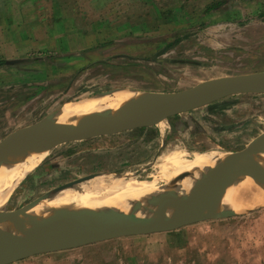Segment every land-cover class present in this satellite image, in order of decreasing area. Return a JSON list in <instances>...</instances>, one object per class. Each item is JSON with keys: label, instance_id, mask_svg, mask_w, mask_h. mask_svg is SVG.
<instances>
[{"label": "rangeland", "instance_id": "obj_1", "mask_svg": "<svg viewBox=\"0 0 264 264\" xmlns=\"http://www.w3.org/2000/svg\"><path fill=\"white\" fill-rule=\"evenodd\" d=\"M61 1L62 3L58 0H35L37 13L34 10L31 16L35 20L38 16L46 20L54 7L52 16H55L61 24L64 19L61 18L56 7L67 6L66 0ZM123 1L125 0H84L87 2L85 7L89 10L86 18L88 20L84 22V26L88 27L85 36L80 35V31L71 34L69 31L68 39L65 33L60 36L58 31L57 39L52 41L48 48L54 46L55 49H59V46L71 42L74 46L82 44L81 47L86 48L87 52L92 50L94 53H105L104 48L107 46L88 45L96 42L97 38L106 39L107 34H103L105 30V33L112 35L111 38L116 39L126 32V29H122L126 24L119 8ZM132 1L134 3L132 11L139 12L141 8L139 0ZM156 1L147 0L144 7L146 8L147 3H150L151 7ZM182 1L185 3L182 6L184 13L179 17L180 34L185 33L191 36V39L196 37L197 41L202 43V45H194L195 42L190 40L191 42L180 47L182 57L180 59H183L182 55L188 50L190 59L194 60L191 68L185 69L186 65L182 64V74L192 72L193 75L203 73L205 76L220 77L227 74L264 71V0H194L191 3L189 0ZM189 3L201 11L206 9L208 22L203 24V27H200L201 20L197 13L188 8ZM103 17H106V23L110 28L97 30L92 24L93 19ZM13 19L17 21L16 15L12 17ZM153 20L148 18L147 22L144 21L148 25L143 28H141L143 21H133L131 28L136 34H140L141 31L156 33L150 29ZM101 26L106 27L105 24ZM14 35L16 38L12 37V40L17 46L20 57H29V49L27 47L23 49L21 46L25 42L24 39L16 32ZM176 35L175 30L170 38ZM120 43L116 41V44H112L111 50L106 54L124 52V47ZM44 48H46L44 45L36 47L38 50ZM135 48L132 52L137 55L150 50L148 47ZM3 49L5 52L1 55H6L12 50V46L7 45ZM100 53L96 54L100 55ZM31 54L34 56V53ZM97 55L90 52L85 58L95 59ZM35 56L37 59L31 61L30 65L27 64L28 62L18 64L20 71H16L14 75L29 72L30 76L19 78L20 83L15 89L11 87L6 90L10 93L8 95L1 87L11 86V72L7 66H0L4 67L0 68L2 92H0V140L15 129L59 110L66 101L73 100L66 103L72 105L76 99L90 93L109 91L111 88L122 86L143 89L141 86L147 87L150 86L148 83H152L150 79H143L139 74L131 75L130 84H125L124 78L120 77L116 79L118 82L116 85L109 86L110 80H105L102 76L107 73V67L98 63L104 61L99 59L93 62V67L85 72L84 77L79 78L82 80L79 88L73 90V80L70 79L68 89H64L68 77L65 74L55 76L54 84L44 87L41 80L43 74L40 75L39 69H36L35 75L32 67L35 61L37 67H41L44 65V59H39L41 57L39 54ZM51 58L52 61L49 59L48 61L55 66L60 67L64 63L63 60L56 61L54 56ZM142 60L139 57L133 59L132 63L140 66L143 64ZM77 70L74 71V75ZM16 79L17 76L15 82ZM140 79L145 80L146 83L140 82ZM40 86L41 89L38 90ZM42 89L44 91H41ZM13 90L16 94H12ZM219 101L217 103L224 104L207 112L203 108V113L198 117H194L190 112L179 114L184 119L176 122L175 128L171 125L167 127L166 121H162L157 124L158 126L141 128L142 132L139 134L131 130L122 131L119 134L120 139L115 142L109 140L111 136H101L53 145L49 148L46 158L28 171L20 183L11 190L2 209H16L57 186L92 173L111 177L132 171L140 179H151L153 175L158 174L156 162L159 154L172 148L184 149L189 156L211 147L244 150L254 140L264 136V92L238 93L221 98ZM159 126L162 130L160 133ZM165 127L167 128L163 131ZM150 132L153 138L148 136ZM137 135L142 136L140 138ZM105 150H110V153L104 152ZM99 154L111 158L106 160V164H96L98 169L91 171L88 161L95 162L96 157L93 155ZM114 155H116L115 160ZM81 156L85 157L81 159L82 163L85 161L84 165L73 160H80ZM259 188L263 195L264 189L261 186ZM0 264H264V201L254 209L229 217L207 219L168 231H144L74 248L19 257Z\"/></svg>", "mask_w": 264, "mask_h": 264}, {"label": "water", "instance_id": "obj_2", "mask_svg": "<svg viewBox=\"0 0 264 264\" xmlns=\"http://www.w3.org/2000/svg\"><path fill=\"white\" fill-rule=\"evenodd\" d=\"M248 92H264V71L215 77L180 91L152 92L155 95L154 99L117 111L104 118L61 120L57 118L58 110L53 111L28 125L15 129L0 140V166L21 144L26 142L49 145L50 148L66 141L83 140L151 126L170 116L188 112L226 96ZM262 149H264V136L257 138L248 148L241 151L244 153L246 163L252 168L256 184L264 189V168L260 157ZM96 176L97 174L92 173L71 180L16 209H1L0 229L7 223L19 226L22 217L31 229L29 233L22 236L20 241L7 245L9 258L0 259V263L144 231H168L194 222L244 213L258 206L223 207L210 203L206 196L197 192L182 197L176 193L169 194V201L162 204L154 201L156 195L162 190L163 187H161L160 191L134 200L129 209L120 211L114 217L97 221L57 222L44 225H38L31 218L30 210L40 201ZM146 219L153 224L143 228L142 224ZM8 236L5 235L4 238L9 240ZM0 250L3 251L2 247Z\"/></svg>", "mask_w": 264, "mask_h": 264}, {"label": "bare ground", "instance_id": "obj_3", "mask_svg": "<svg viewBox=\"0 0 264 264\" xmlns=\"http://www.w3.org/2000/svg\"><path fill=\"white\" fill-rule=\"evenodd\" d=\"M153 93L129 86L91 93L77 99L72 105H63L58 110L57 118H104L154 99ZM48 153L49 145L26 142L0 166V210L11 190ZM260 157L264 168V149ZM156 163L158 174L151 179H140L132 171L111 177H92L40 201L30 210V216L38 225L97 221L116 216L120 211L129 209L134 200L160 191L161 187L154 201L162 204L169 201V194L176 193L182 197L192 192L201 193L210 203L223 207L237 205L244 208L264 201V194H261L252 168L246 163L241 150L211 147L189 156L184 149L172 148L159 154ZM152 224L146 219L142 227ZM30 229L24 217L19 226L4 224L0 229V247L3 249L0 250V259H8L7 245L20 241ZM5 235H9V240L4 238Z\"/></svg>", "mask_w": 264, "mask_h": 264}, {"label": "crops", "instance_id": "obj_4", "mask_svg": "<svg viewBox=\"0 0 264 264\" xmlns=\"http://www.w3.org/2000/svg\"><path fill=\"white\" fill-rule=\"evenodd\" d=\"M59 1L62 3L61 0H58V2ZM145 1L147 0H139L141 4V8L139 9V12L132 11L134 7V3L132 0H125L119 5V8H121L120 12L125 18V24H126L124 25L122 29H126V32L120 35L117 39L111 38L112 35H109L108 32L105 33L106 31L105 29L110 28L108 27L109 25L106 23L107 22V20H105L106 17L93 19L92 24L94 25V27L97 30H100V28L105 30L103 31V34L105 35L107 34L106 39L97 38L96 42H93V44L88 45V46H98V45L107 46L104 48L105 53L104 52L94 53V51L92 50L87 52L86 48L81 47L82 44L74 46V44L71 45V42L66 45L64 44V46H59V49H55L54 46L53 48H50V49L48 48V46L51 45L50 43L54 41L55 39H57L56 37L59 34L61 36L63 33H65L66 34L65 37L69 39V34H71L74 31H80L79 34L82 36H85V31L88 30V27L84 26V22H87L86 20H88L86 18H88L87 12L89 13V10H88V7L87 8L85 7L87 2H84V0L83 1L66 0L67 6L56 7L61 14L60 15L61 18L64 19V22L61 24L58 23V19H56L55 16H52L54 15L53 14L54 7L52 6H51L52 9L50 8L51 15L49 16V18L47 17L46 20H43V18L40 19L41 17L38 16L37 19L35 20V18L31 16L32 11L35 10L37 13V6H36L37 3L35 2V0H0V66L5 65L8 67L9 71L11 72L10 74V76H12L11 79L13 81V82L11 81L10 83L11 86L6 87V88L1 87L2 89H5L3 90V92L6 93L7 95L10 94V93H7L6 90H9L11 87H14L15 89L16 85H19L20 83V81L18 80L19 78L30 76L29 72L20 74V75H14V74L16 71L17 72L20 71V68L18 66L19 63L28 62L27 64L30 65L32 63L31 61L37 59V57L35 56L36 54H39V56H41L39 57V59L41 58L44 59L43 61L44 65H42L41 67L40 66L37 67V61H35L32 64V67L34 69L35 75H36V71H35L36 69H39L40 72L39 71L38 72L40 75L43 74L41 80L44 83L43 84L44 87L49 86V84L51 85L54 84V80L56 79L55 76H61L60 74H65L68 77L65 80L67 84L64 87V89L67 88V85L70 79L73 80V83H72V86L74 85L73 90H75L76 88H79V86L82 84V80L79 78L84 77L86 75L85 72H88V70H91V68L93 67V62L95 63V61L99 59H104L103 62L98 61V63H101L102 65H104L103 67H107L106 69L107 73L102 74V76H104L105 80H110L111 84L109 86L116 85L118 83L116 79H119L120 77L121 79L124 78L125 84H128V83L130 84L131 75L140 74L143 79L147 78V79H150L149 81H152V83H148L150 86H147V84H146L147 87L141 86L143 89L154 92V93H158V92L166 93V92H174V91H180L183 89H187V88L195 86L196 84L202 81L215 78V77L205 76V74L203 73H196L193 75L192 72H190V74L188 73L182 74L181 72L182 64L186 65L184 67L185 69H188V68H191L194 60L190 59L189 57L190 52L188 50H186L185 54L182 55L183 59H180L182 58L180 56V53H181L180 47L188 43L190 40L192 42H195L194 45H202V43H199L197 41L196 37H193L191 39V36H187L185 33L180 34L179 17H180V14L184 13L182 6L184 5L185 1L160 0L159 2L157 0L155 4L153 3L151 4V7L149 6L150 3H147L146 8L144 7ZM189 1L191 3L194 0H189ZM190 3L188 5V8L193 9L197 13L198 18H200L201 20L200 27H203V24H206L208 22L207 21L208 16L206 14V9L201 11L197 7H193L192 5H190ZM15 15L17 19L16 22L14 21V19L12 20V17ZM148 18L154 19L153 21H151L153 25L152 27H150V29L156 31V33L149 34V33H144L142 31L140 34L134 33L133 28H131V22L143 21L144 24H141L142 25L141 28H143V26L148 25V23H146L147 22L146 20ZM101 24H105L106 27L101 26ZM175 30L177 31L176 37L174 36L170 38V35L175 33ZM58 31H60L59 34H57ZM15 32L17 33V35H20V37L24 39L25 42L24 44H21V46L23 49H25L26 47L29 49L30 51L29 57H20V53L17 52L18 51L17 46H15L12 40V37L16 38V36L14 35ZM116 41L121 42L120 45L124 47L123 49L124 52H120V54L118 53L106 54L107 51L111 50L112 44H116ZM7 45L12 46V50L8 52L6 55H1V53L5 52L3 48L7 47ZM38 45H44L46 48L42 50H38L36 49ZM135 47H137V49L148 47L150 50L147 51L146 53L137 55V53L133 54L132 52L133 49H136ZM90 52L95 55L100 53V55H97L95 59L87 60L85 56H87V54ZM31 53H34V56ZM53 56L55 57L56 61L63 60L64 63L60 67L53 65L50 61H48V59L52 61L53 58L51 57ZM139 57L143 59L142 60L143 64L140 66L133 65L132 63L133 59H138ZM84 63H88V64L84 66L83 65ZM0 68H4V67H0ZM76 69L78 70H77V73L74 75V71ZM16 76H17V79H16L17 81L15 82L14 79ZM143 79H140L139 81L146 83V81ZM121 83L122 82H119V84ZM40 89H41V86L40 88L38 87V90ZM41 91H44V90L42 89ZM12 94H16V91L13 90ZM81 97H84V95ZM71 101L73 100L66 101L65 104ZM217 102H220V101L219 100L214 101L207 105L192 109L188 112H190V114H194V117H198V115H201L203 113L202 111L203 108H205L207 112L214 107L222 106L224 104L223 102L222 103H217ZM179 114L168 117L165 120L166 126L168 127L169 125H171L172 127L175 128V125H177L176 122L182 121L184 119V118H181L180 117L181 115ZM157 124H155V126H158ZM152 126L154 125L145 126V127H137V128L131 129V131H134L135 134H139L140 132H142L140 131L141 128L146 129ZM167 127H165L163 131H165ZM160 131L162 130L160 129V126H159V133ZM146 132L147 131H145V133ZM120 133L121 132L107 134V135H99V136H94L90 138H96V137H101V136H111L109 137L110 138L109 140L115 142V141H118L117 139H120V136H121L119 135ZM140 136L137 135V137H140ZM148 136L151 137L152 132L148 133ZM153 137L154 136H152L151 138ZM90 138H86V139H90ZM66 142H69V141H66ZM67 144H70V143H67ZM106 151L110 153V150H105L104 152ZM102 155L101 154H99L98 156L93 155L96 157L95 162L88 161V165H90L89 169L91 171L94 169H98V167H96L97 166L96 164H99V165L101 163L106 164L109 158H111V156L106 157ZM84 158L85 157L81 156L79 158L80 160H75V159L73 160L76 163L84 165L85 161L83 163L81 161V159H84ZM113 159L114 160L116 159V155L113 156Z\"/></svg>", "mask_w": 264, "mask_h": 264}]
</instances>
